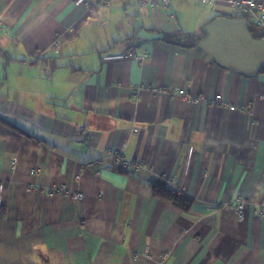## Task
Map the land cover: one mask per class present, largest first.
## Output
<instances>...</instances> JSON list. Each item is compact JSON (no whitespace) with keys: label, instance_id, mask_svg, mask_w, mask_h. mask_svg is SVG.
I'll return each mask as SVG.
<instances>
[{"label":"crops","instance_id":"obj_1","mask_svg":"<svg viewBox=\"0 0 264 264\" xmlns=\"http://www.w3.org/2000/svg\"><path fill=\"white\" fill-rule=\"evenodd\" d=\"M95 1L0 0V264H264V37L225 3Z\"/></svg>","mask_w":264,"mask_h":264},{"label":"built area","instance_id":"obj_2","mask_svg":"<svg viewBox=\"0 0 264 264\" xmlns=\"http://www.w3.org/2000/svg\"><path fill=\"white\" fill-rule=\"evenodd\" d=\"M123 1V8L126 12H128L131 8H138L142 6H147L152 9H158L159 7H167L170 5L171 0H122ZM200 3L208 6H215L218 3H225L230 8V15L237 18H244L249 23L264 28V0H198ZM108 0H96L93 4H85L90 8L95 7L96 5L107 3ZM141 40L137 39V43H140ZM148 55V52L146 49L141 48L138 53H135L133 51H127L125 55L123 56L125 59H132L138 62L143 61ZM166 92H170L173 95H177L182 97L184 100L188 102H193L198 97L192 96L186 89L184 88H175L170 90H165ZM215 104L221 105L223 107H226L228 103L224 101L220 95H216L214 98ZM5 109L0 108V118H5L6 112ZM84 133V130H81ZM108 155L113 158L115 163H117L121 169L124 171L129 172H136L140 169L147 168V165L142 161H135L132 159H127L122 156L120 149H109ZM30 173L32 174H39V170H31ZM56 192L64 195V196H71L74 199H81L82 195L81 193L77 191L70 192L68 189H66L63 186H60L56 188ZM245 200L240 197L236 196L232 200V207L235 212V215L237 218H242L244 214V206H245ZM254 214L256 216L261 217V219L264 220V212L262 209H256L254 211Z\"/></svg>","mask_w":264,"mask_h":264},{"label":"trees","instance_id":"obj_3","mask_svg":"<svg viewBox=\"0 0 264 264\" xmlns=\"http://www.w3.org/2000/svg\"><path fill=\"white\" fill-rule=\"evenodd\" d=\"M249 27L253 31L255 37H264V30L260 32H255L254 31L255 25L251 23ZM164 39L169 43L179 44L185 47L194 46L197 40L196 38L191 37V36H164ZM151 187H152L153 194L158 198H161L173 204H176V203L178 204V202L181 199V194L174 189H169V188L162 187L156 184H152Z\"/></svg>","mask_w":264,"mask_h":264}]
</instances>
